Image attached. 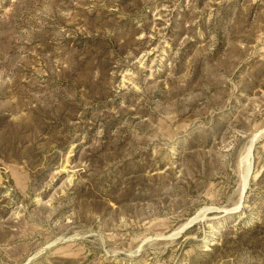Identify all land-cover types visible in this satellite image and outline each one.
I'll list each match as a JSON object with an SVG mask.
<instances>
[{
  "label": "rangeland",
  "instance_id": "rangeland-1",
  "mask_svg": "<svg viewBox=\"0 0 264 264\" xmlns=\"http://www.w3.org/2000/svg\"><path fill=\"white\" fill-rule=\"evenodd\" d=\"M0 264H264V0H0Z\"/></svg>",
  "mask_w": 264,
  "mask_h": 264
},
{
  "label": "bare ground",
  "instance_id": "bare-ground-1",
  "mask_svg": "<svg viewBox=\"0 0 264 264\" xmlns=\"http://www.w3.org/2000/svg\"><path fill=\"white\" fill-rule=\"evenodd\" d=\"M247 173H248V170H247ZM246 177H247V174L244 176V181L246 180Z\"/></svg>",
  "mask_w": 264,
  "mask_h": 264
},
{
  "label": "water",
  "instance_id": "water-1",
  "mask_svg": "<svg viewBox=\"0 0 264 264\" xmlns=\"http://www.w3.org/2000/svg\"><path fill=\"white\" fill-rule=\"evenodd\" d=\"M183 229H180L179 232H181Z\"/></svg>",
  "mask_w": 264,
  "mask_h": 264
}]
</instances>
